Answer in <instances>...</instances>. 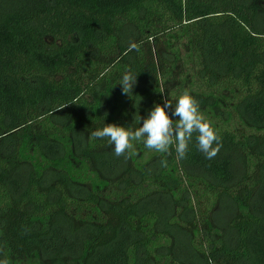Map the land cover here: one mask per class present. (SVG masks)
<instances>
[{"label": "trees", "instance_id": "16d2710c", "mask_svg": "<svg viewBox=\"0 0 264 264\" xmlns=\"http://www.w3.org/2000/svg\"><path fill=\"white\" fill-rule=\"evenodd\" d=\"M160 88L194 96L214 158L89 136ZM0 258L264 264V0H0Z\"/></svg>", "mask_w": 264, "mask_h": 264}, {"label": "clouds", "instance_id": "9594fccd", "mask_svg": "<svg viewBox=\"0 0 264 264\" xmlns=\"http://www.w3.org/2000/svg\"><path fill=\"white\" fill-rule=\"evenodd\" d=\"M135 45H133L134 47ZM136 74L124 71L118 81L121 93L133 99ZM160 101H153L143 117L133 113L129 124L106 123L89 133L92 139H107L116 156L133 148V142L156 153H168L174 146L177 160L183 159L195 134V145L206 159L214 158L221 147V137L200 111V105L187 90L169 96L163 88L157 91ZM164 161H162V164ZM0 264H8L0 258Z\"/></svg>", "mask_w": 264, "mask_h": 264}, {"label": "rangeland", "instance_id": "374dc122", "mask_svg": "<svg viewBox=\"0 0 264 264\" xmlns=\"http://www.w3.org/2000/svg\"><path fill=\"white\" fill-rule=\"evenodd\" d=\"M239 168V167H238ZM239 170V169H238Z\"/></svg>", "mask_w": 264, "mask_h": 264}]
</instances>
